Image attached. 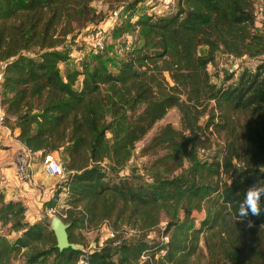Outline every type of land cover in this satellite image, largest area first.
<instances>
[{
	"label": "trees",
	"instance_id": "16d2710c",
	"mask_svg": "<svg viewBox=\"0 0 264 264\" xmlns=\"http://www.w3.org/2000/svg\"><path fill=\"white\" fill-rule=\"evenodd\" d=\"M93 1L0 0L4 122L33 153L65 155L73 173L58 184L71 206L63 219L71 242L81 245L60 250L48 224H30L23 202L1 194L0 224L20 234L13 242L0 234V264L20 254L26 264H138L142 256L148 264H264L257 231L264 226V196L258 214H238L245 190L264 182V62L243 68L236 79L232 70L225 83L232 81L220 86L209 71L219 52L246 58L264 50L255 0H175L168 12L140 11L142 0H115L120 16L113 26L110 13L99 18ZM90 24H106L109 42L136 33L140 44L120 49L122 58L112 64L108 42L102 52L86 51L79 67L63 75L60 64L71 52L61 44ZM173 108L182 128L164 125L144 148L168 150L154 162L152 180L119 177L136 144ZM210 128L225 131L227 144L220 159L202 160ZM163 214L164 242L115 234L85 252L75 233L111 218L145 233ZM202 238L207 262L200 259Z\"/></svg>",
	"mask_w": 264,
	"mask_h": 264
},
{
	"label": "rangeland",
	"instance_id": "374dc122",
	"mask_svg": "<svg viewBox=\"0 0 264 264\" xmlns=\"http://www.w3.org/2000/svg\"><path fill=\"white\" fill-rule=\"evenodd\" d=\"M174 1L175 0H142V2L139 4V10L142 11L144 9H148V11H151V9L153 8L156 9L161 7L163 9V12H168L170 9H168L169 5ZM255 4V32L264 37V0H255ZM118 5L119 3L115 2V0H94L92 2V6L97 10V12L100 13L99 18H106L109 13L119 7ZM99 23H101V21ZM93 25L95 24H90L89 26L91 27ZM85 28L82 29L80 32L75 31L76 34H71L67 36L66 40H64V42L61 44L60 48L69 49L71 52L70 60L60 64V68L63 75H66L68 71L79 67L80 60L87 51L83 49L82 46H80V44L83 43L82 36L80 37V34L84 33L83 31L85 30ZM139 44L140 42L136 33L127 34L123 36L118 42L110 41L106 54L109 57L113 58L111 59V63L114 60L117 62L119 58H122L120 46H123L124 48H132L134 46H138ZM206 51L207 47H199L198 52L200 54H205ZM237 58H239L238 62L235 63L234 61H232L231 63L228 54L219 52L217 54L216 62L214 64L209 65V71L211 74L212 81L214 83H217V85L219 86L223 84L226 85L231 82L232 80L225 83V77H229V74H232L230 70L231 68L233 69V73H235V79L243 68H249L253 70L256 65L260 64L261 62H264V50L262 51V53H260V55L256 57ZM112 64H114V62ZM240 119L241 121H243L242 117H240ZM206 120L207 117L202 119L201 123L204 125ZM168 123H170L175 129L180 130L182 128L181 114L177 108L171 109L168 114L162 120L157 122V124H155V126L147 133V135L136 144V148L133 151L132 157L118 172L119 177L129 178L136 182H149L152 180L151 175L154 162L159 157L164 156L168 152V150L164 149L158 150L156 152H144V148L150 143L152 137L161 129V127ZM11 125L5 123V126H7L9 131L13 133L15 129ZM205 135L207 153L201 154L199 149V157L202 160L214 159V157H218L220 159L224 154V147L227 144V134L225 133V131H215L213 130V128H211V130L209 129L206 131ZM52 154L55 158L61 160V162L64 163L65 155L61 151L52 152ZM32 162V167L34 170L32 174H35V177H33L36 179L37 184L34 183L31 174L24 180H26V182L29 181L28 186H30L31 188H35L36 192L32 191V193H28V195L22 194L19 196L22 199L21 201L23 202V204L26 206L25 220L30 224L36 222H44L48 224L49 228L51 229L50 222L52 216L56 215L61 218H64L63 214H65L68 207H71L68 202L69 198L65 194V190L62 187H57L55 191H53L51 198H44L41 195V188L50 187L51 185H53L54 182H56V179L46 175L43 168V155H34ZM104 165L107 167L108 161H104ZM187 166L188 163L185 162L184 167ZM180 171L181 169L178 170L177 173ZM224 179H227L226 175H224ZM3 189H5V187ZM34 193H36V196ZM204 217V213H201L199 216V220L203 219ZM167 221V217L163 214L160 224L154 229L144 233V231L139 227L130 225L127 222H115V218L109 219L111 229L115 231V234L119 235L120 240H134L140 237H144V239L150 244L166 241V238L163 237V232L166 227ZM198 223L199 222H197V224ZM251 226L252 225H250L249 227L247 226V229H249ZM257 231H260V234L264 241V226L261 227V230L258 229ZM75 233L77 234L79 239L83 240L85 245H82V247L85 252H89L91 249L96 248L97 246H102L107 239L113 237L111 230L107 229V227H104L103 225H100L98 228H93L91 231H87L86 228H78L75 230ZM0 234L6 236L11 242H13L19 236L20 233L18 231H13L9 225L3 226L2 224H0ZM200 246L202 249L200 259L203 262H207L208 250L205 245L204 238L201 239ZM12 264H26L24 256L20 254L12 262ZM138 264H148L147 256L142 257L141 261Z\"/></svg>",
	"mask_w": 264,
	"mask_h": 264
},
{
	"label": "built area",
	"instance_id": "2783aa9c",
	"mask_svg": "<svg viewBox=\"0 0 264 264\" xmlns=\"http://www.w3.org/2000/svg\"><path fill=\"white\" fill-rule=\"evenodd\" d=\"M162 10L158 9L157 14H161ZM120 12L118 9L113 10L110 13L109 20L107 22L113 26L118 20H119ZM82 36V41L84 42V49L87 51H91L93 53H98L102 52L106 49L108 46L109 39L111 38V34L109 30L107 29V25H99V26H94L91 28H88L84 33L80 34V37ZM84 36V37H83ZM120 49L123 50L124 47L120 46ZM230 57V62L234 61L235 63L239 61V58H237L234 55H228ZM6 66V63H0V129L8 131L9 135L12 133L9 131L8 127L5 126L4 119H5V106L2 103V80H3V69ZM231 71L233 70L232 68L230 69ZM211 130V128H210ZM205 136L202 137L203 140H205ZM15 142L19 145L20 149L23 151L25 154V159L26 161V166H30L32 162V159L34 157V153L19 139H14ZM200 153L201 154H206L207 153V148L206 147H201L200 148ZM44 156V171L47 176L53 177L56 179V182L53 183L50 187H42L41 188V195L44 198H51L53 191L58 187V184L65 181L66 178L70 173H73V171H68L64 164L61 162V160L55 158L52 153H47ZM23 179L27 178L28 175L26 174L27 172L23 171ZM34 183L37 184V181L33 179ZM65 194H68V190L65 189ZM69 208V207H68ZM63 217H66V212L63 214ZM102 225L104 227H107V229L111 230L112 236L115 235V231L111 229L109 220H105ZM144 257V256H142ZM82 263L88 264V262H84V260H81Z\"/></svg>",
	"mask_w": 264,
	"mask_h": 264
},
{
	"label": "crops",
	"instance_id": "0c3cea01",
	"mask_svg": "<svg viewBox=\"0 0 264 264\" xmlns=\"http://www.w3.org/2000/svg\"><path fill=\"white\" fill-rule=\"evenodd\" d=\"M17 135L16 129L10 135L7 131L0 129V194L4 196L5 201H21L20 195L36 192L35 188L28 186L29 181L26 182L25 178L23 179V171L27 172L28 176L31 174L33 179L35 174H32L33 163L26 166V156L14 141L15 138L18 139ZM37 154L40 153H34V155ZM34 194L36 196V193Z\"/></svg>",
	"mask_w": 264,
	"mask_h": 264
},
{
	"label": "clouds",
	"instance_id": "9594fccd",
	"mask_svg": "<svg viewBox=\"0 0 264 264\" xmlns=\"http://www.w3.org/2000/svg\"><path fill=\"white\" fill-rule=\"evenodd\" d=\"M262 196H264V182L257 181L245 190L243 200L238 208V214L240 216H245L249 212L253 215L258 214L260 211L258 203Z\"/></svg>",
	"mask_w": 264,
	"mask_h": 264
},
{
	"label": "water",
	"instance_id": "95a60500",
	"mask_svg": "<svg viewBox=\"0 0 264 264\" xmlns=\"http://www.w3.org/2000/svg\"><path fill=\"white\" fill-rule=\"evenodd\" d=\"M50 227L56 238V245L60 250L71 247L72 249H81V245L71 242L69 229L70 224L67 223L63 218L53 215Z\"/></svg>",
	"mask_w": 264,
	"mask_h": 264
}]
</instances>
